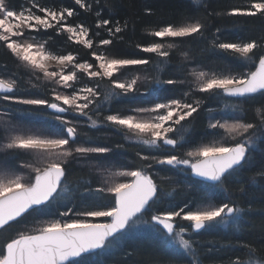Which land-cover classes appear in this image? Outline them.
<instances>
[{"label": "snow or ice", "instance_id": "obj_1", "mask_svg": "<svg viewBox=\"0 0 264 264\" xmlns=\"http://www.w3.org/2000/svg\"><path fill=\"white\" fill-rule=\"evenodd\" d=\"M72 2L83 12L94 14L97 31L93 32L82 22H72L77 15V8L73 6L49 7L39 0H31L30 7L17 11L11 0H0V48L30 69L37 81L43 79L52 85L36 94L32 90L39 89L37 83L30 82V88L24 89L16 73L0 74V93H3L0 102L25 106V110L37 114L44 112L54 122L55 129L26 133L19 124L5 122L2 126L7 141L3 147L32 153L36 163L21 164L22 168L30 170L27 178L15 174L0 177V264H93L85 260V256L97 251L118 254L119 259H114L112 264H130L128 258L134 253L124 247L125 241L142 225L177 244L191 258L190 264H202L199 242L193 235L215 226H230L236 233H242V213L252 211V206L242 207L239 197L246 193L249 185L264 180V164L250 176L241 174L245 164L251 163V153L256 150L258 141H264V104L255 107L256 120L245 119L248 111L245 101L254 100L258 93L264 95V35L258 39H231L221 27L206 35L209 25L205 21L213 14L208 13L203 18L185 17L186 22L179 25L165 23L147 30V35L160 39L137 42L134 47L139 52L154 55L158 58L156 61L151 56H117L110 54L106 46L124 40L122 34L128 30L129 21L112 15L104 17L103 8L107 7L110 13L114 9L109 0H104L103 4L101 0ZM192 3L200 5L202 0H192ZM145 11L151 13V9ZM214 14L264 16V0H247V6H232L226 12ZM50 30L57 36L66 35L67 42L90 50L92 60H81L72 51L66 54L50 51L46 47L48 40L36 41L37 34ZM100 30L107 33V38L101 37ZM164 38L206 40L205 51L223 53L245 66L247 71L235 72L229 68L209 73L193 69L189 73L193 78L191 82L173 78L161 80L158 73L170 60L171 50L177 48L175 42H162ZM51 62L57 67L53 68ZM149 65L157 75L143 77L149 81V87L143 91L138 86L140 75L120 78L130 68L146 69ZM0 72L6 73L7 66L0 65ZM81 74L91 83L81 84ZM153 83L173 86L168 89L171 94L154 98L145 106L114 111L109 108L104 112L105 104L116 97L150 95ZM181 85H187L186 89ZM208 96L229 98L233 103L225 105L227 113L225 109L209 108V131L183 156L176 154V149L189 143V126L199 117ZM81 118H86L89 129L108 127L122 131L124 140L148 148L135 152V167L113 173L124 179H116L106 187L86 186L80 204L76 205L71 198L62 203L64 194L69 192L65 182L66 165L72 161L83 162L106 173L108 169L100 163V158L113 151L112 147L97 143L96 138L83 131L85 120ZM208 136L212 139L207 140ZM115 147L125 146L117 143ZM155 165L176 171L190 169L193 175L220 189L225 194L224 199L219 203L203 199L199 203L183 204L167 200L175 189L162 194L160 185L153 179L159 173L151 171ZM165 179L171 178L161 177L162 181ZM102 193L110 194L112 199L105 203L100 196ZM53 203L58 205L56 218L31 231L24 230L27 227L24 224L15 229L14 236H4L6 230L25 221L32 213L43 214ZM60 207L64 210H59ZM225 246H239L243 251L223 264H264V245L230 241ZM214 250L218 249L207 251Z\"/></svg>", "mask_w": 264, "mask_h": 264}, {"label": "trees", "instance_id": "obj_2", "mask_svg": "<svg viewBox=\"0 0 264 264\" xmlns=\"http://www.w3.org/2000/svg\"><path fill=\"white\" fill-rule=\"evenodd\" d=\"M39 2L49 7H76L77 15L72 18V22H82L91 27L93 32L97 31L95 29L94 14L83 12L78 6L73 4L72 0H39ZM103 2L104 0H101L102 4ZM109 3L114 5V9L110 13L107 7L103 8L102 14L105 18L112 15L120 18L121 21L125 19L129 21L128 30L122 34L124 40L116 41L113 45L106 46V50L110 54L117 56L133 57L135 55V57L144 58L151 56L156 61L158 58L154 55L139 52L134 47V44L137 42L149 43L160 39L147 35V30L162 26L165 23L179 25L186 22L185 17L192 19L203 18L208 16V13L213 14L208 16V19L205 21L209 25V30L206 32V35L210 36L211 31H214L216 27L224 29L231 39H258L264 35V16L230 17L226 15L216 16L214 14L215 12H226L232 6H247V0H202L200 5H194L192 0H109ZM30 4L31 0H11V5L17 11L30 7ZM145 9H151V13L149 14ZM100 31L101 37L107 38V33L103 30ZM49 36H51L50 40L48 39ZM45 40H48L46 47L50 51L61 54L72 51L81 60H92L90 50L83 48V46L73 45L67 42L66 35L57 36L51 30L48 33L41 32L36 35L37 42H43ZM162 42H175L177 48L171 50L170 60L165 62L162 70L158 73L161 80L173 78L191 82L193 78L189 73L193 69L203 70L209 73H219L221 71H227L229 68L235 72L247 71L245 66H242L239 62L223 53L205 51L208 48V42L206 40H200L198 38H184L183 40L180 38H164ZM185 53L187 55H184ZM0 65L7 66V72H0V74L10 75L11 73H16L20 77V85L24 89L30 88V82L39 85L38 90H32L36 94L45 88L52 87V85L43 79L37 81L30 69L21 65L15 57L11 56L3 48H0ZM40 75L42 76V74ZM134 75H140V80L145 81L144 83L139 82L140 84H138L141 91H143L144 88L149 87V81L143 79V77L145 75H157V73L153 72L152 65H149L146 69L143 67L130 68L120 78L130 79ZM83 83L90 84L91 82L81 74V84ZM151 87L153 91L148 96L136 94L129 97L114 98L105 104L104 112L106 113L109 108L114 111L120 108L145 106L146 102L154 98L170 95L171 93L168 89H171L173 86L153 83ZM180 87L186 89L187 85H181ZM101 92H103V89H101ZM197 95L204 96L205 94ZM100 100L103 102L102 96ZM231 103L233 101L229 98L216 96H208L205 98L199 117L189 126V143L185 144L182 148L176 149V154L183 156L189 148L194 147L197 142L201 141L202 136L209 131L207 129V110L209 108L225 109V105ZM262 104H264V95L259 93L255 95L254 100L245 101V107L248 109L245 119L248 121L256 120L254 109ZM227 111L225 109V113ZM0 113H7L6 115H0V177L13 174L17 175L18 173L24 172L21 164L32 163L33 158L29 153L20 152L19 150H7L3 147L7 142L2 132L3 124L5 122L19 124L23 126L27 133L28 130L35 131L36 129L54 131V122L48 119L44 112L37 114L32 110H25V106L11 105L5 102H0ZM216 115L219 116L220 113H216ZM93 118L95 119L96 117L93 116ZM81 119L84 120L83 118ZM83 131L96 138L97 143L107 144L113 148L112 152L100 158V163L108 169V172H99L83 162L77 163L72 161L67 164V178L65 182L69 185V192L64 194L65 199L62 203H67L68 199L71 198L73 203L79 205L81 194L84 192L86 186H90L93 189L101 186H109L113 180L114 172L135 167L134 162L137 159L135 152L137 150L144 151L148 148V146L141 144L136 145L126 142L121 136V133L112 128L98 127L96 129H89L86 126V120ZM211 139V136L207 137V140ZM117 143L124 144L125 147L116 148L115 145ZM153 154L156 153L153 151ZM261 164H264V141H258L256 150L251 153V163L245 164L241 174L250 176ZM151 171L159 173L158 175H154L153 179L160 185L162 194L175 189L173 195L167 196L166 199L173 200L176 204H183L187 201L199 203L203 199H211L219 203L224 199L225 194L220 189L213 188L205 182L195 180L188 169L176 171L168 169V166L155 165ZM162 176L170 177L171 179L162 181ZM105 181H108L109 184L105 185ZM233 187H235L234 184ZM100 196L105 203L112 199L108 193H102ZM195 203L193 206H195ZM238 203L245 208L249 204L252 206V211L242 213L243 219L240 221L244 226L242 233H236L230 226L226 228L223 226H215L193 235L192 238L199 242L198 251L202 259V264H223L230 257L241 255L243 250L239 246H225L230 241L233 244L242 242L255 244L256 246L264 245V180H258L256 184L249 185L246 193L239 197ZM59 210H64V208L60 207ZM57 216L58 205L56 203L50 204L43 210V214H30L25 221L14 225L10 230H6L4 236H14L16 234L15 229L24 224L27 225L24 230L31 231L35 223L47 221ZM209 241L215 243H209ZM124 247L133 250L134 254L128 258L130 264L131 262L145 264L147 261H152L153 264H190L191 260L190 257L185 255L180 248L171 243L165 236L143 225L125 241ZM210 248L218 250L208 252L207 250ZM114 259H119V255H113L109 252L101 253L100 251L85 256V260L91 261L93 264H112Z\"/></svg>", "mask_w": 264, "mask_h": 264}, {"label": "rangeland", "instance_id": "obj_3", "mask_svg": "<svg viewBox=\"0 0 264 264\" xmlns=\"http://www.w3.org/2000/svg\"><path fill=\"white\" fill-rule=\"evenodd\" d=\"M51 65H52V67L53 68H55V67H57L56 65H55V63L54 62H51ZM139 82H141V83H144L143 82V80H139L138 81V84H140ZM143 85V84H142ZM141 85V86H142ZM84 120H86V118H83ZM119 133H121V136L122 137H124V135H125V133L124 132H119ZM124 139V138H123ZM126 141V140H125ZM126 142H129V141H126ZM131 143V142H130ZM133 144H135V143H133ZM142 145V144H141ZM144 146H146V145H144ZM27 153V152H26ZM29 155L33 158V160H32V163L34 164V163H36V160H35V158H34V155L32 154V153H29ZM29 169L28 168H24V172H22V173H18L17 175H22V176H25V178H27V175L29 174ZM113 177V176H112ZM116 179H124V178H122V177H113V180L110 182V184L112 183V182H114ZM44 222H46V221H41L40 223H35L34 225H33V227L31 228V230H33V229H36V228H39V227H41L42 226V224L44 223ZM178 223H184V224H186L187 222H178ZM224 227V226H223ZM226 228V227H225ZM186 238H187V236H186ZM172 243V242H171ZM178 248H179V246L177 245V244H175ZM182 250V249H181ZM183 251V250H182Z\"/></svg>", "mask_w": 264, "mask_h": 264}, {"label": "water", "instance_id": "obj_4", "mask_svg": "<svg viewBox=\"0 0 264 264\" xmlns=\"http://www.w3.org/2000/svg\"><path fill=\"white\" fill-rule=\"evenodd\" d=\"M0 94H2L3 95V93H0ZM190 172H191V170L190 169H188ZM191 176L195 179V180H197V181H199V182H205V183H207V184H212V182H210V181H205V180H203V179H201V178H199V177H196L195 175H193L192 173H191ZM98 252V251H97ZM96 252V253H97ZM95 254V253H94ZM91 255V254H90ZM78 259V258H77Z\"/></svg>", "mask_w": 264, "mask_h": 264}]
</instances>
